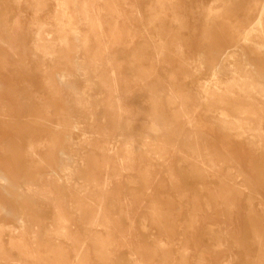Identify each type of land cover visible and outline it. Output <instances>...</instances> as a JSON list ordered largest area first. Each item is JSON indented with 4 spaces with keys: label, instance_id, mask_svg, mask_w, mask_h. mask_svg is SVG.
Segmentation results:
<instances>
[{
    "label": "rangeland",
    "instance_id": "1",
    "mask_svg": "<svg viewBox=\"0 0 264 264\" xmlns=\"http://www.w3.org/2000/svg\"><path fill=\"white\" fill-rule=\"evenodd\" d=\"M262 27L264 0H0V264H264Z\"/></svg>",
    "mask_w": 264,
    "mask_h": 264
},
{
    "label": "bare ground",
    "instance_id": "2",
    "mask_svg": "<svg viewBox=\"0 0 264 264\" xmlns=\"http://www.w3.org/2000/svg\"><path fill=\"white\" fill-rule=\"evenodd\" d=\"M262 10V9H261ZM261 12V11H260ZM260 15V14H259ZM261 23V22H260ZM261 25V24H260ZM256 26H254V28H255ZM258 28V27H257ZM263 28V27H262ZM264 29V28H263ZM262 29V30H263ZM261 29L259 28V31H260ZM260 34H261V31H260ZM263 34V33H262ZM261 37H264L263 35L261 36ZM261 39H264V38H261ZM42 40V39H41ZM43 41V40H42ZM45 41V40H44ZM245 41V40H244ZM45 46V45H44ZM263 47H264V45H263ZM41 48V47H40ZM43 48H41V50H42ZM48 49H49V47H48ZM44 50V49H43ZM46 50H47V48H46ZM50 51V50H49ZM43 52V51H42ZM46 53V52H45ZM47 53H48V51H47ZM46 53V54H47ZM227 54H228V52H226ZM157 55V54H156ZM229 55V54H228ZM224 58H226V57H224ZM239 58V57H238ZM223 61V60H222ZM229 61V60H228ZM245 62V61H244ZM238 63V62H237ZM239 64V63H238ZM244 64H247V63H244ZM240 65V64H239ZM248 65V64H247ZM80 67V66H79ZM224 67V66H223ZM242 67V66H241ZM244 67V66H243ZM221 70V69H220ZM248 72V71H247ZM57 80L59 81V83H60V78L58 77L57 78ZM61 83H62V81H61ZM58 84V83H57ZM59 85V84H58ZM256 85V84H255ZM239 86V85H238ZM59 87V86H58ZM206 90V89H205ZM209 91V90H208ZM230 92V91H229ZM205 93V92H204ZM215 94V93H214ZM74 97V96H73ZM24 99H26V98H24ZM80 100V99H79ZM25 101H29V100H25ZM71 102V101H70ZM76 102V101H75ZM78 102V101H77ZM28 103V102H27ZM74 104H76V103H74ZM77 105H79L80 106V104H77ZM70 106H72V105H70ZM81 107V106H80ZM82 108V107H81ZM82 110V109H81ZM207 116V115H206ZM85 118V117H84ZM220 118V117H219ZM219 121V120H218ZM223 122H224V120H223ZM217 123V122H216ZM219 123H220V121H219ZM225 123H228V124H230V125H232L233 124V122H229V121H227V122H225ZM224 123V124H225ZM223 124V123H222ZM237 124V123H236ZM214 125V124H213ZM223 126V125H222ZM222 126H219V127H222ZM223 127H227V126H223ZM223 127H222V129H223ZM230 127V126H229ZM241 127V126H240ZM227 129V128H226ZM231 129H233V126H232V128ZM252 129V128H251ZM225 130V129H224ZM229 130V129H228ZM230 131V130H229ZM111 145V144H110ZM0 179H2L1 177H0Z\"/></svg>",
    "mask_w": 264,
    "mask_h": 264
}]
</instances>
